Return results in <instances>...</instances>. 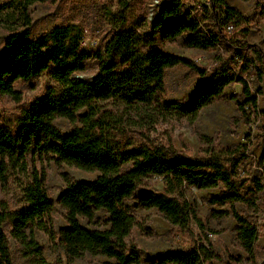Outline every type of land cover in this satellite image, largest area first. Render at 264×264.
Segmentation results:
<instances>
[{
	"label": "trees",
	"instance_id": "obj_1",
	"mask_svg": "<svg viewBox=\"0 0 264 264\" xmlns=\"http://www.w3.org/2000/svg\"><path fill=\"white\" fill-rule=\"evenodd\" d=\"M56 1L0 3V26L7 31L0 52V95L14 97L15 82L30 81L44 71L50 72L57 85L24 109L15 131L0 123V179L4 183L10 171L24 170L27 159L35 156L48 158L56 166L98 175L90 181H68L56 201L49 198L42 179L33 177L22 188L24 202L19 209L10 210L0 204V264H14L4 226H8L9 236L24 257H32L34 264H48L32 230L50 234L47 218L55 205L64 211L65 227L59 230L57 241L68 264L85 256L112 261L103 264H141L137 246L129 241L137 225L135 210L155 209L171 226L183 231L193 222L202 227L196 210L174 196L186 188L218 189V194L209 196L208 203L229 206V212L217 214L234 219L237 241L247 261L255 264L256 226L235 209L237 203L250 202L244 194L246 181L239 173L251 145L250 132L245 142L224 158L217 154L191 158L156 144L126 142L120 132L124 117L130 113L151 122L166 115L195 117L223 97L226 87L234 83L241 86L243 98L235 103L249 123L256 114L257 99L240 73L253 68L262 84L258 92L264 94V54L255 45L229 42L225 32L227 27H245L248 17L227 0H207L194 7L184 0H168L156 6L142 32L126 28L125 18L119 16L110 38L97 50L82 48L83 30L73 24L32 35L30 7ZM131 1L119 0L121 11ZM167 21L171 23L167 25ZM180 38L185 47L197 50L213 49L223 42L231 49V56H216L218 66L206 72L156 46L157 39L171 43ZM89 60L95 62L92 77L78 78L76 75L84 71ZM176 66L194 68L202 81L185 101L162 100L164 73ZM207 76L209 80H205ZM58 118L72 124L68 133L55 126ZM262 139L257 163L264 175V131ZM150 177L162 179L165 193L146 188L145 180ZM261 181L252 179L257 191L263 189ZM206 241L197 242L189 252L166 253L148 263L205 264L216 258Z\"/></svg>",
	"mask_w": 264,
	"mask_h": 264
},
{
	"label": "rangeland",
	"instance_id": "obj_2",
	"mask_svg": "<svg viewBox=\"0 0 264 264\" xmlns=\"http://www.w3.org/2000/svg\"><path fill=\"white\" fill-rule=\"evenodd\" d=\"M4 0H0L3 3ZM156 0H132L129 6L121 11L119 0H57L55 3H38L30 7L34 37L50 31L55 26L73 24L83 30L88 39V46L82 48L100 49L110 38L119 16L125 18V27L146 29L155 13ZM168 0H158L165 3ZM237 8L249 21L245 27L233 30L227 34L229 42H246L259 47L264 54V0H227ZM187 6L194 7L203 0H184ZM123 12L122 15L120 13ZM171 23L167 21V25ZM248 29V32H244ZM7 31L0 26V52ZM156 46L162 51L183 57L197 68L206 72H213L218 66L216 56L229 59L231 49L225 43L209 50H197L185 47L183 38L174 42L161 43L157 39ZM248 58H253L247 53ZM231 65V64H230ZM95 71V62L89 60L84 65V71L77 74L78 78L89 79ZM240 71L239 68L237 72ZM253 72L252 78H247L251 93L256 96L257 110L247 123L237 108L236 102H242V88L234 83L224 90V96L214 103L201 109L195 117L161 116L153 122L139 120L132 113L124 117L123 127L120 129L123 140L136 144L160 145L176 152L184 153L191 158L217 154L224 158L239 145L245 142L250 132L251 145L247 150V159L241 165L239 173L245 183L244 194L250 199L248 204L237 203L235 209L243 217L256 226L258 238L255 243V264H264V175L257 160L262 149V134L264 131V94L262 84L257 81L253 68L246 74ZM240 75H242L240 73ZM209 76L205 80H209ZM202 79L194 68L176 66L164 73V93L162 100L182 102L188 99ZM57 85L52 80L49 71L27 82H15L14 97L0 95V123L16 130L22 119L24 109L36 98L43 97ZM55 126L63 133H68L72 124L58 118ZM97 172H85L66 165L56 166L48 158L29 157L24 170L10 171L3 183L0 179V204L10 210L19 209L24 202L22 188L33 177L42 179L49 198L56 201L68 181H90L97 177ZM262 178L263 189L257 191L252 179ZM146 188L157 193H165L162 179L150 177L145 180ZM218 194V189L200 190L186 188L174 195L180 200L187 201L197 213L202 224L194 222L188 230H180L171 226L155 209L135 210L137 225L131 232L129 241L133 242L142 259L141 264H149L160 255L170 252H189L197 242L211 244V251L216 258L205 264H253L247 261V255L236 238V223L230 215L221 216L217 212H229V206H212L208 203L210 195ZM64 211L55 205L54 212L47 218L50 234L34 228L33 236L42 248L43 256L48 264H68L60 248L57 236L61 228L65 227ZM85 225V222H82ZM92 227V226H89ZM8 234L10 249L14 264H34L32 257H24L15 242L9 236L8 226H4ZM27 233L29 231L27 230ZM112 262L105 257L96 258L85 256L72 264H103Z\"/></svg>",
	"mask_w": 264,
	"mask_h": 264
},
{
	"label": "built area",
	"instance_id": "obj_3",
	"mask_svg": "<svg viewBox=\"0 0 264 264\" xmlns=\"http://www.w3.org/2000/svg\"><path fill=\"white\" fill-rule=\"evenodd\" d=\"M207 2V0H203V3H206ZM155 3H156V6H159V2H158V0H156L155 1ZM232 30H233V28L232 27H227L226 29H225V32H226V34H230L231 32H232ZM80 44H81V46H83V47H86V46H88V45H90V44H88V39L86 38V35H83L82 36V38H81V40H80ZM250 70H251V68H249ZM248 69V70H249ZM248 70H247V72H248ZM242 78L245 80V81H247V78L249 79V78H252L253 76H254V74H253V72H251V73H248V74H246V73H243L242 75Z\"/></svg>",
	"mask_w": 264,
	"mask_h": 264
}]
</instances>
